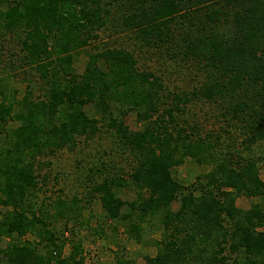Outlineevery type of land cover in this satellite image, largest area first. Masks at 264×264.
I'll return each instance as SVG.
<instances>
[{"label": "trees", "instance_id": "trees-1", "mask_svg": "<svg viewBox=\"0 0 264 264\" xmlns=\"http://www.w3.org/2000/svg\"><path fill=\"white\" fill-rule=\"evenodd\" d=\"M105 31L132 34L139 48L160 47L195 64L196 87L165 93L159 78L140 71L133 50L88 51ZM10 41L14 54L4 46ZM5 50L12 60L3 64ZM81 51L86 61L77 73ZM16 71L37 77V96L22 78L25 91L16 98L7 77ZM1 73L0 264H84L79 244L62 256L32 194L38 158L73 150L101 129L131 158V170L128 182L104 174L92 194L107 219L129 221L136 242L142 223L160 218L156 254L146 264H264V207L235 205L241 196L264 197L257 165L264 163V0H0ZM194 102L220 112L226 129L203 135L197 124L179 122ZM131 112L137 130L124 123ZM230 131L241 135L240 148ZM221 133L229 153H217ZM254 146L262 147L260 157L241 154ZM186 156L211 166L189 189L172 175ZM127 184L137 192L132 202L114 191ZM28 234L32 241L22 242ZM110 264L131 262L116 256Z\"/></svg>", "mask_w": 264, "mask_h": 264}, {"label": "rangeland", "instance_id": "rangeland-1", "mask_svg": "<svg viewBox=\"0 0 264 264\" xmlns=\"http://www.w3.org/2000/svg\"><path fill=\"white\" fill-rule=\"evenodd\" d=\"M116 32H100L98 40L91 42L87 50L98 52L112 47L133 50L140 71L150 72L159 78L165 87V93L187 92L196 87L195 64H186L177 58L173 60V51L165 52L160 47L139 48L137 42L131 40L132 34ZM13 45L14 43L10 41L4 46L12 48L10 53L14 54L17 48ZM8 54L6 50L2 53L3 64L12 60V56ZM85 61L86 56L83 51L77 53L73 62V68L77 73H82ZM18 72L7 76L10 87L18 92L16 98L19 100L25 91L26 83L21 81L22 78L32 80L31 86L36 90L35 96H37L39 86L37 77H34L32 72L28 75ZM0 76L3 74L1 73ZM86 110L92 115L90 106ZM209 111L212 110L208 106L199 104L196 107L194 102L188 112H181L178 115V121L183 125V122L187 121L186 124L195 127L197 124L203 135L206 132H214L212 133L214 135L220 128L226 129V119L219 116L220 112ZM123 120L129 129L139 128L134 113H129ZM221 135L224 144L217 147L219 154H223L228 149L225 143L227 135L224 136L223 133ZM230 136L231 142H236L235 147H239L241 135L230 131ZM261 150L262 147L254 146L250 154L241 150L240 152L245 158H257L263 154ZM38 162L36 173L39 186L32 194V202L35 210L39 208L43 210L45 225L55 233L59 243L63 244V257L71 252L72 244L81 246L79 257L83 258L84 264H110L116 256L130 260L131 264H146L144 257H153L156 254V241L160 240L161 234L159 217L148 218L142 223L140 242H136L126 231L129 221L120 224L107 219L99 206L98 195L92 194V189L102 183L104 174L106 177H123L127 181V174L131 170V158L120 152L110 134L101 129V132L91 139L79 138L73 150L65 148L56 151L52 155L38 158ZM257 165L259 178L264 182V163L258 159ZM101 166L103 169L100 168ZM210 169V162L196 163L186 156L180 164L172 168V175L183 187L189 189L196 184L197 177L206 174ZM114 191L125 202H132L137 198V192L128 184ZM58 202L63 203L60 208L57 207ZM256 204L264 207V197L241 196L235 202L237 208L242 210H248ZM173 208L176 209L177 205L173 204ZM7 241L8 239L4 243ZM21 241L31 242L32 237L28 234ZM42 251L40 248L39 252Z\"/></svg>", "mask_w": 264, "mask_h": 264}]
</instances>
